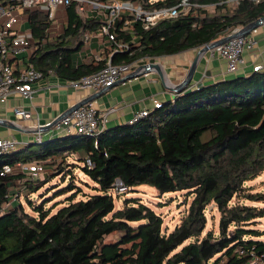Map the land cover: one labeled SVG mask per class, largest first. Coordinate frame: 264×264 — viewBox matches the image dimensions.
I'll return each mask as SVG.
<instances>
[{
    "label": "trees",
    "instance_id": "obj_1",
    "mask_svg": "<svg viewBox=\"0 0 264 264\" xmlns=\"http://www.w3.org/2000/svg\"><path fill=\"white\" fill-rule=\"evenodd\" d=\"M94 1L147 9L182 2ZM189 2L188 15L149 29L131 12L121 11L111 26L115 42L106 47V58L90 62L82 61L86 35L101 33L103 17L93 13L83 18L75 4L62 7L57 19L63 20V32L51 36L48 15L29 12L35 44L27 64L44 77L53 73L66 82L79 81L102 70L109 60L129 65L177 55L264 18V0ZM118 43L129 49L115 53ZM81 152L85 157L75 159ZM73 157L79 164L69 162ZM88 158L91 169L85 166ZM18 163H38L42 176L32 180L23 174L2 175L4 166ZM76 168L96 184L92 187L96 193L86 194L75 184ZM263 174L264 70L187 89L136 124L106 129L97 138L68 136L33 144L1 157L0 264H250L264 256V233L257 228L264 219V181L259 192L248 183ZM57 177L71 182L57 197L71 195L53 214L57 205L47 210L46 201L35 203L32 196ZM117 178L133 192L150 186L160 196L184 192L186 203L190 198L191 202L180 223L168 232L164 218L139 198H127L116 209L111 191ZM16 180H26L25 194L12 206L9 186ZM79 195L87 199L77 200ZM214 209L221 214L218 233H206L208 214ZM112 236L115 239L109 240Z\"/></svg>",
    "mask_w": 264,
    "mask_h": 264
},
{
    "label": "built area",
    "instance_id": "obj_2",
    "mask_svg": "<svg viewBox=\"0 0 264 264\" xmlns=\"http://www.w3.org/2000/svg\"><path fill=\"white\" fill-rule=\"evenodd\" d=\"M234 4H238L243 0H230ZM254 3H260L263 0H248ZM6 2L14 3L6 4ZM75 4V10L83 18L90 17L93 13L100 16V13H110L106 15V23L102 26L101 33L104 37H108L109 43L115 42L110 30L114 19L121 11H129L135 16V21L141 22L145 29L155 27L162 21L179 18L190 13L192 4L189 0H182L179 4L172 7H164L159 9H147L140 4L118 3L116 7L100 4L94 0H0V102L6 103L11 96L30 99L34 98L36 90L34 85L44 78L43 73L36 70L33 65L27 64L28 60H24L25 55H31L34 52V40L31 32H22V25L25 22V13L29 20V12L44 11L49 20L53 24L57 21V12L59 8L70 7ZM89 6L88 11L86 7ZM243 28L225 34L229 36L240 32ZM258 29L253 30L251 35L239 37L230 40L229 42L210 49L206 55L210 59L220 57L227 63L226 75L245 74L247 64L244 59V54L248 51H253L258 46L256 35ZM223 36V37H224ZM91 39V35H86V42ZM207 46V45H206ZM203 48V47H201ZM199 48V49H201ZM128 46L118 43L115 53L127 51ZM264 53L262 54V56ZM150 60V59H149ZM140 61L129 65H113L111 60L99 72L85 77L79 81L67 82L68 86L75 90L99 92L107 88L115 86L121 79L132 73ZM264 70V64H257L253 67L254 72ZM198 88V87H197ZM162 103L154 100L153 107L143 109L136 113L134 117L127 123L129 125L136 124L140 120L151 114L154 109L161 108ZM117 111L116 108H111L101 113L98 108L92 103L80 107L64 118L63 115L48 122L45 125H40L38 129L51 127L54 130L68 136H92L97 138L104 130L107 129L109 116ZM15 117L21 121L33 120L32 113L22 107L14 110ZM60 119V120H59ZM57 120H59L57 122ZM56 122V123H55ZM35 144L43 143L41 133L35 141ZM20 143L15 138L0 139V158L15 153L19 150ZM85 166L93 168L91 159H87ZM42 168L38 163L24 164L18 163L12 167L4 166V174H23L30 177L32 180L37 179L41 175ZM113 191L122 196L130 192V189L124 182L117 178L113 185ZM4 209L0 208V216L3 215ZM243 250H240V255H243ZM250 264H264V256L254 258Z\"/></svg>",
    "mask_w": 264,
    "mask_h": 264
},
{
    "label": "crops",
    "instance_id": "obj_3",
    "mask_svg": "<svg viewBox=\"0 0 264 264\" xmlns=\"http://www.w3.org/2000/svg\"><path fill=\"white\" fill-rule=\"evenodd\" d=\"M62 11L63 8L58 9V13H60L59 16L57 15L58 17L62 16ZM27 16V13H25V22L21 27L22 32H31L29 21L26 20L28 18ZM100 17L106 20L104 12L100 13ZM57 21L63 22L62 19H57ZM60 26L61 25H58L55 28L58 29ZM258 31L256 35L258 46L255 50L248 51L244 54V59L247 64L245 75L252 73L255 65L264 64V55L262 56L264 53V25L258 28ZM89 42H91V45L89 47L86 45L83 50L82 61L90 62L93 58L98 60L105 59V50L106 47L110 45L109 41L106 39L105 43L101 45L100 39L97 37V34L94 33L91 35ZM95 49L98 50V53H95ZM199 50L200 49L189 50L177 55L158 58L153 61L141 60L132 73L146 64L156 63L162 67L165 79L162 80L156 72L146 73L144 70H141L138 78L117 83L109 91L104 93V95L92 102L101 113L111 108L117 109L115 113L109 116L107 129L127 124L136 113L143 109L152 108L154 100L162 104L175 101L176 97L181 94L176 93L175 90L187 78L198 56ZM31 55H25L23 59L26 61ZM226 69L227 63L224 59L220 57L210 59L209 56L205 54L197 64L192 82L187 88L188 91L196 90L197 87L201 85L208 86L216 82L228 80L229 75H226ZM34 88L36 93L32 100L11 96L6 103L0 102V139L15 138L20 143L19 151L33 146V144L36 143L35 141L39 133H41L44 142L65 138L66 136L64 134L53 128L38 132V122L40 125H45L58 116L68 112V110L79 102L100 92L75 90L68 86L66 81L59 79L53 73L37 82ZM18 107H22L31 112L33 120H18L14 113V110ZM84 157L85 155L81 152L76 155L75 159H83ZM75 159L73 157L69 162L72 164L78 163L74 161ZM24 181L16 180L9 186L10 203L12 206L19 203L18 197L21 194H25Z\"/></svg>",
    "mask_w": 264,
    "mask_h": 264
},
{
    "label": "rangeland",
    "instance_id": "obj_4",
    "mask_svg": "<svg viewBox=\"0 0 264 264\" xmlns=\"http://www.w3.org/2000/svg\"><path fill=\"white\" fill-rule=\"evenodd\" d=\"M152 2H157L160 0H151ZM118 5V2H115L113 5H108L110 7H116ZM232 5V4H231ZM89 6L86 7V10L88 11ZM112 10V9H110ZM107 15V13H104ZM61 25L58 29L55 28L56 26ZM64 23L60 21H56L53 26L49 30L51 35L55 34H61L64 29ZM93 37V36H92ZM97 37L100 39L101 45H103L106 41V38L102 33H98ZM91 45V42L87 43V47ZM95 53H98V50L95 49ZM149 60V59H145ZM233 76V77H230ZM236 75H229L228 79H233L235 78ZM71 158H69V161ZM82 167L84 166L81 164ZM41 172V176H42ZM75 176L72 177L75 178V184L82 188V192L86 194H94L96 193L95 191L92 190L93 186H96V184L86 175V173L81 170L80 168L75 169ZM264 181V174L261 175L259 178L256 180L248 183V186H251L255 191L254 192H259L262 191L263 188L261 187V183ZM71 184L70 179L67 178L65 181H62L61 177H57L51 184H49L45 189H43L40 194H36L32 196V200L35 201V203H42L46 201V209L48 210L51 207H54L57 205V207L53 210V214L58 211L63 206L64 200L69 197L71 194H65L62 197L58 196L57 193L64 189L65 187L69 186ZM76 194L78 191H74ZM79 194V193H78ZM111 194L113 195L116 203V209H121L123 206L124 201L127 198H139L142 200L143 203L147 204L151 208H153L158 214H160L164 218V228L168 230V232L173 231L175 226L180 223L181 218L185 214L186 210L188 209V206L191 202V198L188 200V203H186V193H169L165 194L163 196H160L155 188H152L150 186H142L136 189V192L130 191L129 193L118 196L114 191H111ZM57 197V198H56ZM56 198V199H55ZM84 199L86 200L83 195H79L77 197V200ZM23 204L27 207L26 201L22 199ZM249 205H255L252 203H248ZM221 214L217 209H214L208 214V226L206 233L209 230H214L216 233H218V228H219V220H220ZM258 229L261 230V232L264 233V219L259 221V224L257 226ZM115 239V237H110L109 240ZM264 240V236L262 237Z\"/></svg>",
    "mask_w": 264,
    "mask_h": 264
},
{
    "label": "water",
    "instance_id": "obj_5",
    "mask_svg": "<svg viewBox=\"0 0 264 264\" xmlns=\"http://www.w3.org/2000/svg\"><path fill=\"white\" fill-rule=\"evenodd\" d=\"M264 25V18L244 27L240 32H237L235 34H231L229 36H224L222 38H220L219 40L207 45V46H204L203 48H201L199 50V53H198V56L195 60V62L193 63L188 75H187V78L185 79V81L175 90L176 93H182L184 91H186V89L190 86L191 82H192V79L194 77V74L196 72V69H197V64L199 62V60L202 58V56H204L210 49H213V48H216L218 46H221L227 42H229L230 40L232 39H235V38H239V37H244V36H247L249 34L252 33L253 30H256L260 27H262ZM141 70H144L146 73H152V72H156L159 74L160 78L162 80L165 79V75H164V71L162 70V67L159 65V64H156V63H149V64H146L144 65L143 67L139 68L138 70H136L134 73L130 74L129 76H127L126 78L120 80L118 83H122V82H125V81H129V80H133V79H136L140 76V71ZM112 88V87H111ZM111 88H107V89H104L102 91H100L99 93L97 94H93L92 96L88 97L87 99H85L84 101H81L79 102L78 104L74 105L70 110H68V112H66L65 114H63V116L60 118H64L65 116L69 115L71 112H73L74 110L80 108V107H83L85 105H88L94 101H96V99H98L99 97H101L102 95H104V93H106L107 91H109ZM59 119V120H60ZM57 120V122L59 121ZM56 123V122H55ZM51 127H44V128H41L40 130H38V132H43L45 130H48L50 129Z\"/></svg>",
    "mask_w": 264,
    "mask_h": 264
}]
</instances>
